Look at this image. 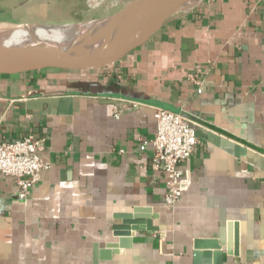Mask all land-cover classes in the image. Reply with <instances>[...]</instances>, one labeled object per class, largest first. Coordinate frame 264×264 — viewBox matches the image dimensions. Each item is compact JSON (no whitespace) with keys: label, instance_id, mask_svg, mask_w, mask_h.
<instances>
[{"label":"crops","instance_id":"1","mask_svg":"<svg viewBox=\"0 0 264 264\" xmlns=\"http://www.w3.org/2000/svg\"><path fill=\"white\" fill-rule=\"evenodd\" d=\"M72 60L0 76V142L42 138L48 163L24 199L0 173V264H195V251L216 248L234 264L228 221L238 223L240 264H264V0H200L102 68ZM58 97L76 101L15 104ZM157 107L193 121L198 141L173 207L152 145L139 148ZM134 213L154 229L120 243L116 215Z\"/></svg>","mask_w":264,"mask_h":264},{"label":"water","instance_id":"2","mask_svg":"<svg viewBox=\"0 0 264 264\" xmlns=\"http://www.w3.org/2000/svg\"><path fill=\"white\" fill-rule=\"evenodd\" d=\"M200 0H141L135 4H125L116 12L112 13L105 18L96 20V25L78 29L76 32L65 35L62 39H39L27 51L23 53L13 54L7 57L0 58V76H11L25 73L39 72V71H56L59 70L50 65L52 55L61 50L62 48L81 47L80 52L89 51L90 49L97 50L102 55L100 67H104L130 50L140 46L147 41L156 31H158L163 24L173 15L188 10ZM146 9L145 18L134 25L126 23L121 27L110 28L108 24L124 14H131L136 11ZM6 22L0 20V23ZM15 22L10 24H17ZM24 26L34 28L46 24L22 22ZM75 55V54H74ZM64 56L61 60L65 65H71L74 60L71 57ZM72 97H58L41 99V101L27 100L26 102L17 101L15 104L24 109L36 104L49 105H70L75 103ZM218 141L228 151L238 152V146L224 138H217ZM136 211V210H134ZM120 219V223L114 226L115 236H131L132 232L137 229L153 230L154 227L149 225L147 220L145 223L138 221L136 213L134 215L124 214L116 215ZM122 238V239H121ZM125 238V237H124ZM123 237L119 238V242L124 241ZM212 245L218 246L215 241ZM198 245V243H196ZM112 246L109 245L108 248ZM121 247V246H120ZM225 252L227 255L233 257L234 264H240L238 257V223L235 221L227 222V233L225 242ZM212 261H211V260ZM195 264L207 263L222 264V251L220 248L213 249L212 251H195L194 253Z\"/></svg>","mask_w":264,"mask_h":264},{"label":"built area","instance_id":"3","mask_svg":"<svg viewBox=\"0 0 264 264\" xmlns=\"http://www.w3.org/2000/svg\"><path fill=\"white\" fill-rule=\"evenodd\" d=\"M190 79L197 92H201L202 81L198 75L191 74ZM120 111L114 112V116L117 117ZM154 118V135L149 140H141L139 148L143 149L148 143L152 145L150 165L163 173L165 190L162 199L166 206L173 207L182 193L184 171L180 164L190 157L198 141L193 121L183 114L157 107ZM42 144V138L30 134L0 142V173L14 180L19 199L28 196L40 172L48 168V163L38 154Z\"/></svg>","mask_w":264,"mask_h":264},{"label":"rangeland","instance_id":"4","mask_svg":"<svg viewBox=\"0 0 264 264\" xmlns=\"http://www.w3.org/2000/svg\"><path fill=\"white\" fill-rule=\"evenodd\" d=\"M135 0H0V20L64 25L105 18ZM17 40L21 33L15 32Z\"/></svg>","mask_w":264,"mask_h":264},{"label":"bare ground","instance_id":"5","mask_svg":"<svg viewBox=\"0 0 264 264\" xmlns=\"http://www.w3.org/2000/svg\"><path fill=\"white\" fill-rule=\"evenodd\" d=\"M141 0L132 1L130 4H135L140 2ZM187 1V0H181ZM129 4V5H130ZM146 9H142L136 11L131 14H124L113 20L108 24V27L115 28L121 27L126 23H130V25H134L138 22H141L145 17ZM11 21H6L0 23V58L7 57L12 54V51H16L15 53H23L27 51L36 41L39 39H62L65 35L76 32L78 29H83L86 27L96 25L95 21H85L80 23H67L64 25H41L35 26L34 28H27L23 23L10 24ZM15 23V22H12ZM15 32L21 33L20 40H17V36ZM8 47L12 50L10 51ZM81 47H67L62 48L55 52L51 59L50 65L60 63L64 56L66 58L71 59H89V60H98L102 59V55L94 49H90L89 51H81ZM13 53V54H15ZM75 54V55H74Z\"/></svg>","mask_w":264,"mask_h":264}]
</instances>
